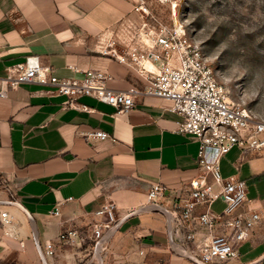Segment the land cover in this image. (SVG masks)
I'll return each mask as SVG.
<instances>
[{
	"label": "crops",
	"instance_id": "0c3cea01",
	"mask_svg": "<svg viewBox=\"0 0 264 264\" xmlns=\"http://www.w3.org/2000/svg\"><path fill=\"white\" fill-rule=\"evenodd\" d=\"M138 2L0 0V80L10 65L39 55L60 77L99 69L111 75L106 84L113 89L143 87L147 79L136 69L102 52ZM53 88L28 82L0 97V199L16 197L34 216L31 221L20 207L0 205L11 219H0V264H43L35 232L43 249L48 240L55 242L48 264H82L91 246L60 243L64 228L87 229L107 200L117 203L121 216L149 205L152 182L165 185L160 201L171 207L176 190L199 172V141L177 130L182 117L169 109L171 99L138 96L131 110L115 116L116 107L89 95L78 100L90 110L65 107L67 95L51 93ZM95 129L111 138L88 141L85 133ZM221 172L237 175L249 197L264 200V153L242 154L234 147L222 158ZM58 205L60 216L53 214ZM245 245L259 249L243 252ZM232 263L264 264V241L245 242ZM104 264L197 263L170 249L166 215L149 206L122 223Z\"/></svg>",
	"mask_w": 264,
	"mask_h": 264
},
{
	"label": "built area",
	"instance_id": "2783aa9c",
	"mask_svg": "<svg viewBox=\"0 0 264 264\" xmlns=\"http://www.w3.org/2000/svg\"><path fill=\"white\" fill-rule=\"evenodd\" d=\"M132 11L120 21L102 52L136 69L147 79L143 87L113 89L106 84L111 75L99 69L86 70L81 78L60 77L39 55H29L25 61L9 66L7 76L0 80V97L23 83L52 84L55 88L51 93L67 95L65 107L90 110L78 100L89 95L116 107L115 116L131 110L138 96L153 94L171 99L169 109L182 117L177 130L199 141V172L183 182L176 190V201L168 207L173 243L204 263L233 264L245 242L264 241V200L249 197L246 182L237 175L223 176L221 160L234 147L242 154L264 153V119L231 99L200 45L182 26L165 23L153 12L150 0H139ZM71 69L78 70L76 66ZM85 136L88 141L111 138L101 129L87 131ZM3 180L7 183L6 177ZM165 189L161 182L149 183L147 203L163 204L160 198ZM218 200L225 203L221 211L213 209ZM118 209L114 200H107L94 211L87 229L66 227L57 240L72 246L89 244V253L82 258V264H88L96 242L122 217ZM61 213L58 205L53 214ZM0 219L4 223L11 220L9 213L1 210ZM108 247L102 252L104 263ZM169 247L174 252L170 242ZM44 251L47 256L54 255L55 242L48 240ZM138 252L145 254L143 248Z\"/></svg>",
	"mask_w": 264,
	"mask_h": 264
},
{
	"label": "rangeland",
	"instance_id": "374dc122",
	"mask_svg": "<svg viewBox=\"0 0 264 264\" xmlns=\"http://www.w3.org/2000/svg\"><path fill=\"white\" fill-rule=\"evenodd\" d=\"M150 2L165 23L182 26L200 45L231 99L264 119V0ZM224 206L218 200L213 209ZM258 249L245 245L242 251Z\"/></svg>",
	"mask_w": 264,
	"mask_h": 264
},
{
	"label": "water",
	"instance_id": "95a60500",
	"mask_svg": "<svg viewBox=\"0 0 264 264\" xmlns=\"http://www.w3.org/2000/svg\"><path fill=\"white\" fill-rule=\"evenodd\" d=\"M1 204H13L16 205L18 207H20L24 212H26V214L28 215L29 219L31 221H34V216L32 215V213L23 205V203L17 199L16 197H11V198H6V199H0V205ZM149 206H152L154 208H157L159 210H161L165 215H166V219H167V227H168V237H169V242L171 244V248L174 250V252L183 255V256H187L190 257L192 259H194L196 262L200 263V264H207L204 263L202 261H200L199 259H197L196 257H194L192 254L188 253L187 251H185L184 249H182L179 246H176L173 243V238H172V221H171V211L169 210L168 207H166L163 204H149L147 206H143V207H139L137 209H134L128 213H126L124 216H122L119 221L110 229L106 232V234L103 236V238L99 239L96 242V247L93 253V256L91 258V260L89 261L88 264L90 263H95V264H104V257H103V250L109 245L112 237L114 236V234L119 230L120 226L122 225V223L129 218L130 216L134 215V214H138L141 213L143 211H145L146 209L149 208ZM34 239L36 242V246L38 248L40 257L43 261V264H48L47 261V256L45 254V251L43 249V247L40 244V241L36 235V232L34 233ZM263 258V257H262Z\"/></svg>",
	"mask_w": 264,
	"mask_h": 264
},
{
	"label": "bare ground",
	"instance_id": "6f19581e",
	"mask_svg": "<svg viewBox=\"0 0 264 264\" xmlns=\"http://www.w3.org/2000/svg\"><path fill=\"white\" fill-rule=\"evenodd\" d=\"M178 22H179V20H178ZM180 23V22H179Z\"/></svg>",
	"mask_w": 264,
	"mask_h": 264
}]
</instances>
